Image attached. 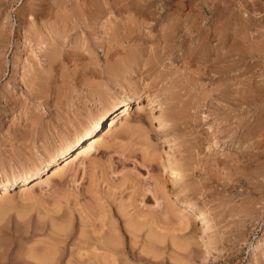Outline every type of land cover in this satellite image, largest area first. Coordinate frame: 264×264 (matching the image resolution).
<instances>
[{
    "label": "rangeland",
    "instance_id": "374dc122",
    "mask_svg": "<svg viewBox=\"0 0 264 264\" xmlns=\"http://www.w3.org/2000/svg\"><path fill=\"white\" fill-rule=\"evenodd\" d=\"M82 1L0 0V179L25 175L107 102H117L91 134L102 132L107 142L47 182L34 180L24 190L19 182L0 202V263L42 264L52 250L59 252L50 264H92V255L102 252L91 245L99 235L94 226L102 232L117 226L116 264H264V0H141L165 10L170 21L140 15L133 22L127 7L113 13L103 5L94 26L74 14ZM181 14L186 29L175 31L171 52L154 60L161 74L148 84L131 75L132 85L144 89L142 101L155 89L153 107L143 120L134 108L103 134L132 89L126 79L108 81L107 64L135 47L160 52L153 40ZM116 27L129 34H110ZM167 117L172 120L164 123ZM151 124L162 134L151 133ZM147 149L153 159L144 164ZM168 158L177 162L172 182L163 169ZM154 177L167 196H148ZM169 201L175 210L166 208ZM190 203L203 213L184 237L172 223L178 207ZM131 217L143 223L129 226L135 234L126 226Z\"/></svg>",
    "mask_w": 264,
    "mask_h": 264
},
{
    "label": "bare ground",
    "instance_id": "6f19581e",
    "mask_svg": "<svg viewBox=\"0 0 264 264\" xmlns=\"http://www.w3.org/2000/svg\"><path fill=\"white\" fill-rule=\"evenodd\" d=\"M87 1H85V2L82 1L83 2L82 3L83 6L81 7L82 9H80L79 12L74 13V14L75 15L77 14L76 18H78V20H82L84 23L90 24V25H93V26L99 23V18L101 17V13L103 12V10L100 9V6H103V5H109V7H111L110 8L111 11H113V10L115 11V9L118 8L119 7L118 5H120V4H121L120 6H124L125 8L127 7L129 12L131 14L133 13V17H130V19H129V20H131L133 22L137 19V17H140V15H142L141 18H142L143 21L145 20L146 16H149V18H153V19H156V20L158 19L157 17H159V16L162 17V18L165 17L169 21H170V19L172 20V17L170 18V17L166 16L167 14H166L165 10L163 12H156L155 10L152 9V6L150 4H148L145 1H141V0H138V1H134V0H110L111 2H109L108 4H106L108 1H103V0H89V3ZM179 1H180L179 3H181V5L185 3L184 0H179ZM116 6H118V7H116ZM111 11H109V12H111ZM114 11H113V13H114ZM72 16H73V14H72ZM107 18H109V16H107ZM185 20H186V18L184 17V14H181L177 18V21L174 20L175 21L174 25L171 24V25H169V27L167 26L168 28L167 27H166V29L163 28L164 29V30H162L163 32L161 31V34L159 33L158 37H156L153 40V43H155V44L157 43L161 47L160 52L157 51V49H156V51H157L156 52L153 48H150V49H152V52L151 51L150 52L147 51L148 55L145 56V54H147L146 53V48L144 49V47L142 46L143 48L142 47H135V50H133V51L131 50V52L129 51L128 54L126 53L125 56L120 57L118 59H114L113 60V59H111V58H113V56L109 57V60L111 59L112 63L107 64L106 68L104 69V73L106 75L107 80L108 81H112V83L113 82L114 83H123L122 81L126 79L128 81H127V83L126 82L125 83L128 84L129 87H130L134 83V82H131L132 72H137V74L140 77H144L146 80H147V78H150L154 74H156V75L157 74H161V72L159 71L158 66H156L154 60L160 58V56H161L160 53L162 51H164L166 53L168 51H170L172 37H174L176 35L175 34L174 36H172V34H174V32L177 31L180 28H181V30L182 29L184 30V27L187 26V24H185ZM157 21H156V23H158ZM105 22L108 23L109 26L113 27V25H112L113 23H112L111 18H109V20H106ZM136 26L133 27V30H132L133 32H135V30L138 29V27H136ZM123 28H122L123 31H121V32H123L124 34H129V33H127L128 28H127V30H125L126 27H123ZM134 28H137V29H134ZM120 29H121L120 27L113 28V29H111L112 32L110 34H122L120 32ZM185 29H186V27H185ZM130 31H131V29H130ZM132 31L130 32V34H132ZM185 33L181 34V36L183 37V38H181L182 40L187 35ZM175 38L173 39V42L176 40ZM182 40H180V38H179V40H177V41H179L181 43ZM153 46H154V44H153ZM150 49L148 48V50H150ZM54 59H55V57H54ZM148 81L149 80L146 81L147 84L149 83ZM150 85H151V83H150ZM142 90H144V89L143 88L140 89L138 84L136 85V83H135L134 86L132 85V89L130 90L131 92H130L128 98L126 99V101H124L123 105L120 106L123 109L118 111L117 109L119 107H117V109H114L111 112V113H114V112H116V113H115V115H113L112 117H109L107 119V121L105 123V127H107V128L103 132V134L106 133V132L112 131L116 127V125L119 124L120 121L124 117L126 118V117H128L130 115L131 111L134 108L136 109V113H137L135 118L138 119V120H143V113H146L145 112L146 109L153 107V105H151V103H152L151 95L152 94L154 95L156 91L151 86V88L149 89L150 92H149V95L147 96V100L146 101H142L140 99L141 96H142L141 95ZM135 100H138V101L135 102ZM133 101L135 102V104L133 106H131L130 103L133 102ZM116 106H117V102L114 101V100H111V102L109 101V103L107 102V104L104 105L103 111L100 112L99 115H95V116L93 115L89 125L83 126L81 129H78L77 132L73 135V137L71 136V138H69L68 140L63 141L56 149H53V150L49 149L48 153H47V157L43 158L38 163L33 164L29 168V170L26 169L27 171L25 173H23L25 175H22L20 172H11L9 174H5L4 176H2V178L0 179V202L4 201L7 197H10L12 189H14L15 185L18 184L19 182L23 181V183L21 184V186H24V187H22V190L28 189L29 186H30L29 184L31 182H33L34 180H37V179H40L39 180V184H42L43 182H47L51 177L57 176L60 173H62L63 171L67 170L69 168V166L73 162H77V161L79 162L83 155L92 152V150L94 149V147H95L97 142H99V141H103L104 143H105V141L107 142V140L105 138L106 136H103L102 132H99L97 134L93 133L94 135H91V134H92L93 130L95 129V127H97V126L100 127L102 125V119L108 113V111H110V109L115 108ZM77 111L78 110H75L73 112V114L70 115V117L73 118V117L78 116V112ZM149 116L150 115L147 114V117H149ZM150 119H152V115L150 116ZM171 120H172L171 118L167 117V118H165V120H164L165 122L164 123H166V122L168 123ZM127 122H129V121H127ZM157 127L158 126H155V125L151 124V129H152L151 133H158L159 134L160 130L157 129ZM174 127H175L174 124L168 126L166 128V130H165L166 134L171 133L172 131H174L175 130ZM123 128L126 129L123 132H126L127 129L129 131V129L131 128V125H129V123H125ZM133 128H136V127H133ZM160 134H162V133H160ZM89 135H91V136L84 143L85 138L87 136H89ZM67 137H69V136H67ZM40 138L42 140L47 141L48 136L47 135H40ZM163 138L165 139V137H163ZM165 140L167 141V137H166ZM168 140H170V139H168ZM148 150L149 149L146 150V152L144 153V156H143L144 159H143L142 162L144 164L145 163L147 164V161L153 159L150 156L151 154H150V152H148ZM170 153H169V155H171ZM61 158H62V160L59 161ZM176 163L177 162H174L172 159L168 158L166 163H164V165H163V167H164L163 169L165 171H168L172 175L171 176V180H170L171 182H172L173 179L175 181V178H178L177 177L178 176V171H177V168H176ZM149 164H150V162H149ZM43 173H45V174L49 173L45 179H41ZM161 180L163 181V179H161ZM131 184H129V185L131 186ZM134 186L138 187L137 182L136 183L134 182ZM161 187L162 186H160V182H159L158 178L154 177V185L151 188L150 187L148 188V190L151 191V193L148 196L152 195V196H154L156 198H158L159 194H161V196H164V195L167 196L165 194L164 189H162ZM185 191H184V189H180L179 190V192H183L184 196L187 199V196H186L187 192L185 193ZM137 192L141 196H145L147 194L145 191L140 189V187L137 188ZM18 196H20V195H18ZM184 196H182V198H184ZM171 202H173V201H171ZM171 202L166 204V208L168 210H175V206H174L175 202H174L173 205L171 204ZM6 205H8V204H6ZM3 206L4 207H8V206H5V204ZM197 207L194 205V203L193 204L190 203L188 205L179 206L178 207L179 209L176 208L177 212H178V219L179 220L175 221V223H172V225L174 224L173 225L174 230L181 231V234L183 232H188V231H185V229L189 225L194 224V221L200 219L201 218L200 214L203 213L201 211V213L199 214V212H200L199 210L200 209L197 210V211H199L198 213L195 212L196 211L195 209L199 208V207L198 208ZM1 208L2 207H0V212L2 213ZM131 218L132 219H128V221L126 220V224H127L126 226L127 227L130 226V227L138 228V226H141L142 222H139L134 217H131ZM53 219H57V218L53 215ZM54 222H53L52 225L56 224L55 226H57L56 221H54ZM130 227L128 229H129L130 232H132ZM116 228H117V226H115V227L112 226L109 230H104L102 232L101 231V227L96 228L94 226L93 231L99 233V235H98V238L96 240H94L91 245L94 246L95 250H98L100 248V250H102V252H99V253L97 252V253H94L92 255V258H90L92 260V264H116V260L118 261V259L116 258V255L120 252L119 248H118V245H119L118 244L119 243L118 239L119 238H117L116 237L117 234L115 235V233H114V231H116ZM119 229H121V228H119ZM150 230L151 231H149V232L153 233L152 232L153 229H150ZM132 233L135 234V232H132ZM191 234H192V236L188 237L189 233H187V237L189 239L193 237V233L190 231V235ZM182 235L184 236V233ZM150 236H151V234H150ZM184 237H186V236H184ZM47 248H49V247H47ZM57 252H59V251H57ZM57 252H55V251L52 252V250H49L48 253H44L42 255V257H41V260H42L41 262H43L42 264H44V263L48 264L49 262L53 261V259H55V256H56ZM76 263H79V261L76 262Z\"/></svg>",
    "mask_w": 264,
    "mask_h": 264
}]
</instances>
